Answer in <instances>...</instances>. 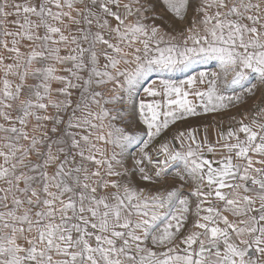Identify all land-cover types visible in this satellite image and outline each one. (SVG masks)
<instances>
[{
	"label": "snow or ice",
	"instance_id": "snow-or-ice-1",
	"mask_svg": "<svg viewBox=\"0 0 264 264\" xmlns=\"http://www.w3.org/2000/svg\"><path fill=\"white\" fill-rule=\"evenodd\" d=\"M0 264H264V0H0Z\"/></svg>",
	"mask_w": 264,
	"mask_h": 264
},
{
	"label": "rangeland",
	"instance_id": "rangeland-1",
	"mask_svg": "<svg viewBox=\"0 0 264 264\" xmlns=\"http://www.w3.org/2000/svg\"><path fill=\"white\" fill-rule=\"evenodd\" d=\"M223 118L226 120L227 115H225ZM217 119H220V117H217ZM189 123L192 124L193 126H200L202 129L206 125L214 126L213 117L211 115L203 118H190ZM157 143H159V141H157Z\"/></svg>",
	"mask_w": 264,
	"mask_h": 264
},
{
	"label": "crops",
	"instance_id": "crops-1",
	"mask_svg": "<svg viewBox=\"0 0 264 264\" xmlns=\"http://www.w3.org/2000/svg\"><path fill=\"white\" fill-rule=\"evenodd\" d=\"M218 126H209V130H208V136L210 140H215L216 138V129ZM226 127V126H225ZM201 130H203L201 128Z\"/></svg>",
	"mask_w": 264,
	"mask_h": 264
}]
</instances>
